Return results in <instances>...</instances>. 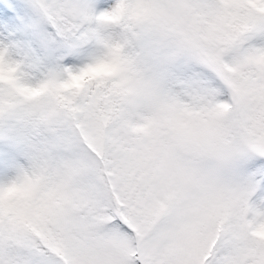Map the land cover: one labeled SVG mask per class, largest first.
<instances>
[{
  "label": "snow or ice",
  "instance_id": "snow-or-ice-1",
  "mask_svg": "<svg viewBox=\"0 0 264 264\" xmlns=\"http://www.w3.org/2000/svg\"><path fill=\"white\" fill-rule=\"evenodd\" d=\"M0 264H264V0H0Z\"/></svg>",
  "mask_w": 264,
  "mask_h": 264
}]
</instances>
